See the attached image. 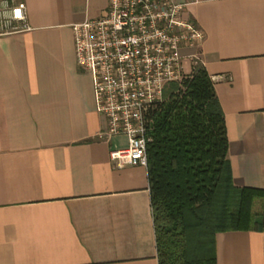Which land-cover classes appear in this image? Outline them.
Here are the masks:
<instances>
[{
	"label": "crops",
	"instance_id": "1",
	"mask_svg": "<svg viewBox=\"0 0 264 264\" xmlns=\"http://www.w3.org/2000/svg\"><path fill=\"white\" fill-rule=\"evenodd\" d=\"M9 1L29 29L0 28V264H158L147 168L110 161L127 138H96L105 122L76 63L72 25L108 0ZM174 1L205 34L183 62L214 82L233 184L264 190V0ZM215 245L216 264H264V232Z\"/></svg>",
	"mask_w": 264,
	"mask_h": 264
},
{
	"label": "trees",
	"instance_id": "2",
	"mask_svg": "<svg viewBox=\"0 0 264 264\" xmlns=\"http://www.w3.org/2000/svg\"><path fill=\"white\" fill-rule=\"evenodd\" d=\"M164 93L146 117L157 261L216 264L218 232H264V190L234 186L224 114L202 67Z\"/></svg>",
	"mask_w": 264,
	"mask_h": 264
},
{
	"label": "built area",
	"instance_id": "3",
	"mask_svg": "<svg viewBox=\"0 0 264 264\" xmlns=\"http://www.w3.org/2000/svg\"><path fill=\"white\" fill-rule=\"evenodd\" d=\"M183 9L174 0H108L103 15L72 25L76 63L93 77L105 122L96 138H127L126 147L108 152L118 167H146L147 111L161 102L166 85L190 73L183 51L198 49L204 40V31L183 19ZM0 28L29 29L24 5L0 0ZM195 56L187 55L191 61Z\"/></svg>",
	"mask_w": 264,
	"mask_h": 264
},
{
	"label": "rangeland",
	"instance_id": "4",
	"mask_svg": "<svg viewBox=\"0 0 264 264\" xmlns=\"http://www.w3.org/2000/svg\"><path fill=\"white\" fill-rule=\"evenodd\" d=\"M183 66H184V70H185V71H188V70H189L188 65H185L184 62H183ZM187 76H188V74L185 73V76L180 80V82H182V80H183L185 77H187ZM167 86H168V85L165 86V91H164V92H166ZM165 97H166V96H165V93H164L161 101H164Z\"/></svg>",
	"mask_w": 264,
	"mask_h": 264
}]
</instances>
